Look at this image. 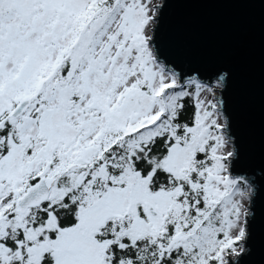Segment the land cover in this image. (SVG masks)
Returning a JSON list of instances; mask_svg holds the SVG:
<instances>
[{"label": "snow or ice", "instance_id": "obj_1", "mask_svg": "<svg viewBox=\"0 0 264 264\" xmlns=\"http://www.w3.org/2000/svg\"><path fill=\"white\" fill-rule=\"evenodd\" d=\"M0 264H264V0H0Z\"/></svg>", "mask_w": 264, "mask_h": 264}, {"label": "water", "instance_id": "obj_2", "mask_svg": "<svg viewBox=\"0 0 264 264\" xmlns=\"http://www.w3.org/2000/svg\"><path fill=\"white\" fill-rule=\"evenodd\" d=\"M201 15L209 26V39L221 48L232 47L237 43L247 44L252 39L250 33L237 31L236 25L244 21L226 7H210Z\"/></svg>", "mask_w": 264, "mask_h": 264}]
</instances>
